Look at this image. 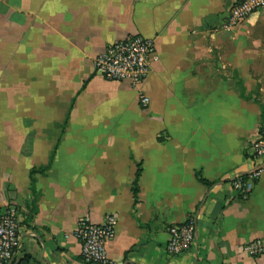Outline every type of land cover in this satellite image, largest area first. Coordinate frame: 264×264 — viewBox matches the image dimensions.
I'll use <instances>...</instances> for the list:
<instances>
[{"label": "crops", "instance_id": "crops-1", "mask_svg": "<svg viewBox=\"0 0 264 264\" xmlns=\"http://www.w3.org/2000/svg\"><path fill=\"white\" fill-rule=\"evenodd\" d=\"M236 0H0V212L18 207L14 264H86L79 221L118 219L115 264H264L258 162L264 17L230 26ZM134 36L157 60L139 85L96 74ZM149 103L144 106L141 97ZM196 223L188 252L169 229Z\"/></svg>", "mask_w": 264, "mask_h": 264}, {"label": "built area", "instance_id": "built-area-1", "mask_svg": "<svg viewBox=\"0 0 264 264\" xmlns=\"http://www.w3.org/2000/svg\"><path fill=\"white\" fill-rule=\"evenodd\" d=\"M264 17V0H236L229 16L230 26L239 27L254 15ZM157 60L152 40L134 36L109 46L94 62L96 74L110 81H130L139 86L150 74L152 63ZM144 106L148 98L141 97ZM256 162L264 159V119L257 137L251 144ZM264 173V164L257 166L247 175H236L232 181L233 191L246 198L249 180L257 179ZM18 207L8 203L0 212V264H14L21 246V223ZM118 219L107 215L101 224L81 219L72 234L80 244L81 256L86 264H115L109 258L108 244L115 238ZM170 239L166 245L169 256H181L188 252L196 238V223L187 220L169 229ZM255 257H264V240L253 242L246 248Z\"/></svg>", "mask_w": 264, "mask_h": 264}, {"label": "trees", "instance_id": "trees-1", "mask_svg": "<svg viewBox=\"0 0 264 264\" xmlns=\"http://www.w3.org/2000/svg\"><path fill=\"white\" fill-rule=\"evenodd\" d=\"M263 119H264V114H263Z\"/></svg>", "mask_w": 264, "mask_h": 264}]
</instances>
